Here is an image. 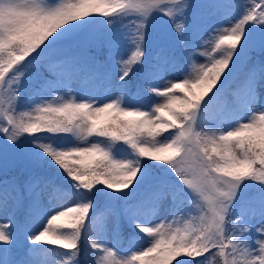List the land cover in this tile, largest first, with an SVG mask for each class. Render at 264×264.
<instances>
[{
  "label": "snow or ice",
  "instance_id": "obj_1",
  "mask_svg": "<svg viewBox=\"0 0 264 264\" xmlns=\"http://www.w3.org/2000/svg\"><path fill=\"white\" fill-rule=\"evenodd\" d=\"M174 259L264 264V0H0V264Z\"/></svg>",
  "mask_w": 264,
  "mask_h": 264
},
{
  "label": "rangeland",
  "instance_id": "obj_2",
  "mask_svg": "<svg viewBox=\"0 0 264 264\" xmlns=\"http://www.w3.org/2000/svg\"><path fill=\"white\" fill-rule=\"evenodd\" d=\"M209 21H212V19H209ZM215 21H216V20H215ZM215 21H214V22H215ZM212 22H213V21H212ZM204 47L210 51V49H211V44H206V45H204ZM208 62H209V61H208V58H207V57H202V56H198V57L196 58V60H195V63H208ZM177 94H178L179 96L183 97V93H181L179 90H177ZM55 95L63 96V95H65V93H56ZM52 98H53V96H49V99H52ZM205 99H207V98H205ZM202 103H203V102H202ZM33 106H34V105H33ZM25 110H29V111H30L31 109H30V108H26ZM100 119H101V120H104V119H106V117H105V116H101ZM162 138H163V135L161 134V136H159L158 139H162ZM90 139H97V138H96V137H91ZM73 140H75V138H73ZM116 147H118V148H122V147H124V145H123L122 142H118L117 145H116ZM84 163L86 164V163H88V161L85 160ZM57 199L59 200V199H61V198H60V197H57ZM57 223H61V222L58 221ZM20 255H23V250H22V249L18 250V252H17V256H20ZM176 259H178V258H176ZM172 264H175V259L173 260Z\"/></svg>",
  "mask_w": 264,
  "mask_h": 264
},
{
  "label": "trees",
  "instance_id": "obj_3",
  "mask_svg": "<svg viewBox=\"0 0 264 264\" xmlns=\"http://www.w3.org/2000/svg\"><path fill=\"white\" fill-rule=\"evenodd\" d=\"M210 19H212V21H208L209 23H215L216 21V18H210ZM215 21V22H214ZM229 99H231V97H229ZM223 106H224V101L223 100H221V101H219L214 107H213V109H212V112L213 113H215V112H218V111H220V110H222V108H223ZM162 135H164V134H162ZM69 163L71 164V165H73L74 167H83V165H77V164H75V162H73V161H69Z\"/></svg>",
  "mask_w": 264,
  "mask_h": 264
}]
</instances>
